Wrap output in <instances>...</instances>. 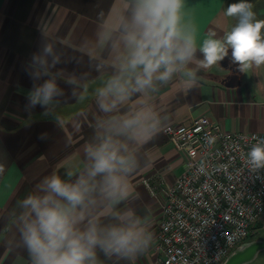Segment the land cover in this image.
Instances as JSON below:
<instances>
[{"label":"crops","instance_id":"0c3cea01","mask_svg":"<svg viewBox=\"0 0 264 264\" xmlns=\"http://www.w3.org/2000/svg\"><path fill=\"white\" fill-rule=\"evenodd\" d=\"M132 0H0V264H31L19 233L22 203L39 194L42 181L53 173L74 182L88 161L86 145L94 141L102 120L118 117L146 104L160 117L161 127L186 126L200 116L208 117L226 132L264 134V65L241 72L232 62L231 49L224 60L209 69L198 68L203 59L197 50L187 68L167 83L136 93L118 112L99 111L98 90L116 74L113 29L128 17ZM228 0H185L184 21L195 28L197 45L215 32L222 39L234 26L224 15ZM255 13L264 20V2ZM46 57L49 76L33 81L29 75L33 56ZM53 58L57 63L52 65ZM195 71L197 83L188 86L187 72ZM54 77L63 95L49 109L39 105L26 110L34 83ZM71 81V83H69ZM44 135V139H40ZM140 167L128 177L127 197L115 206L99 205L94 212L102 225L117 223L108 213L132 211L148 226L153 240L135 261L105 256L97 250L98 264H153L155 230L160 209L147 188L158 182L171 184L184 169V157L163 132L143 147L137 146ZM71 172L69 177L67 173ZM97 199L101 198L97 195ZM84 225H81L83 228ZM250 239L264 242V223ZM246 264H264V249Z\"/></svg>","mask_w":264,"mask_h":264},{"label":"clouds","instance_id":"9594fccd","mask_svg":"<svg viewBox=\"0 0 264 264\" xmlns=\"http://www.w3.org/2000/svg\"><path fill=\"white\" fill-rule=\"evenodd\" d=\"M184 8L185 0H132L129 16L121 17L113 29L118 33L113 47L122 45L123 53L117 57L116 74L98 90L100 112H118L134 94L155 90L154 82L167 83L174 73L187 68L197 50L203 55L198 68L216 65L229 49L241 72L264 65V20L256 19L246 0L225 9L224 15L237 22L223 38H214L215 32H210L199 47L195 28L184 21ZM51 54L47 45L41 55L33 56L29 71L33 81L50 75L46 57ZM187 76L189 87L197 83L195 71L189 70ZM62 95L54 77L34 83L26 96V110L31 112L37 105L49 109ZM99 128L84 149L85 170L74 182L53 173L42 181L43 195L24 199L19 233L31 264H98L97 250L133 262L150 247L152 233L134 212H109L118 222L102 225L94 209L104 202L106 208H115L127 197L128 177L141 164L137 146H145L163 131L160 117L141 104L102 120ZM247 157L254 169L264 168V140L253 144Z\"/></svg>","mask_w":264,"mask_h":264},{"label":"built area","instance_id":"2783aa9c","mask_svg":"<svg viewBox=\"0 0 264 264\" xmlns=\"http://www.w3.org/2000/svg\"><path fill=\"white\" fill-rule=\"evenodd\" d=\"M162 129L185 162L171 184L141 180L160 209L153 264H222L264 223V168L247 157L264 134L226 132L206 116Z\"/></svg>","mask_w":264,"mask_h":264},{"label":"water","instance_id":"95a60500","mask_svg":"<svg viewBox=\"0 0 264 264\" xmlns=\"http://www.w3.org/2000/svg\"><path fill=\"white\" fill-rule=\"evenodd\" d=\"M261 249H264V242L261 240L244 242L235 248L222 264H246L250 262Z\"/></svg>","mask_w":264,"mask_h":264},{"label":"trees","instance_id":"16d2710c","mask_svg":"<svg viewBox=\"0 0 264 264\" xmlns=\"http://www.w3.org/2000/svg\"><path fill=\"white\" fill-rule=\"evenodd\" d=\"M239 2V0H228L227 2V6L231 3H236ZM246 2H248L249 4L252 5V11L255 13L254 9L256 8V6H258L259 4H261L262 2H264V0H246ZM256 14V13H255ZM234 25L237 22L236 19L234 17H232ZM256 19H260L262 20V18H260L257 14H256ZM262 34H264V29H262ZM250 241V240H248Z\"/></svg>","mask_w":264,"mask_h":264}]
</instances>
